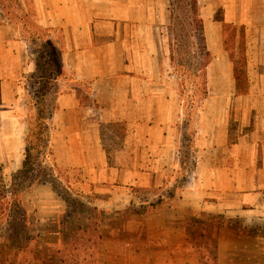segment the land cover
<instances>
[{
    "label": "crops",
    "instance_id": "crops-1",
    "mask_svg": "<svg viewBox=\"0 0 264 264\" xmlns=\"http://www.w3.org/2000/svg\"><path fill=\"white\" fill-rule=\"evenodd\" d=\"M20 1L60 50L48 61L47 178L102 215L115 261L147 249V264H200L206 248L189 226L207 225L217 264H263L264 43H245L240 89L224 26L254 25L264 40V0H199L211 59L190 114L164 33L169 0ZM23 34L0 10V178L24 168L38 114L26 84L39 65ZM43 178L20 194L40 237L58 233L70 205ZM134 209L148 214L124 219Z\"/></svg>",
    "mask_w": 264,
    "mask_h": 264
},
{
    "label": "rangeland",
    "instance_id": "rangeland-1",
    "mask_svg": "<svg viewBox=\"0 0 264 264\" xmlns=\"http://www.w3.org/2000/svg\"><path fill=\"white\" fill-rule=\"evenodd\" d=\"M256 2L258 4L260 3L259 1ZM180 17L182 22L179 23L177 20V23H174L173 28L175 33L173 35L177 33H179V35H187L185 30H179L180 24L187 26L185 14L180 13ZM171 25V18L167 19L164 33L165 37L169 38V43L170 36L172 35L170 31ZM176 27L177 29H175ZM23 35L29 41L28 44L32 48L34 58L37 59L39 65L37 75L30 77L27 81V100L28 102L30 100L32 105H35L37 101L39 105L42 101H45V103L48 104L46 114H50L51 107L57 95V89L54 82L51 81L49 73L50 65L48 61L51 58L57 60L60 55V50L55 47L54 40L49 39L48 35L45 36V33H43L44 37L41 41L38 40L40 39L39 37H35L37 39L32 38L28 33ZM260 36L259 29L254 25H235L227 34L230 48L232 49L231 52L233 51L235 54L237 63L241 64L240 70L243 69L244 63L242 62H245L246 59L245 51L243 50L245 43H264V40H261ZM254 51L255 57H258V49L256 48ZM187 55L189 54H187L186 49L183 50L181 55L177 53V57H181L184 64L191 61L190 57ZM171 69L175 72L173 67ZM203 75V72H199L196 76L194 75L188 78L189 76L185 73L182 77H179V81L184 82V92L182 95L186 100L185 106L188 114L191 112V106L196 105L197 97L202 94ZM183 79H185V81ZM194 99L195 102L193 101ZM33 155L34 158H37L35 163L32 164L34 171L31 172V170H29L21 175L16 174L14 176H8L7 178H0V264H48L45 260L48 259V254L50 252H54L56 256V260L52 264H147L148 258H145L147 249H144V255H142L141 258L136 256L135 259L131 260L128 257H124L118 258V260L115 261L114 254L116 245L108 238L105 240L103 238L106 233L108 234V230L106 227L101 226L100 219L102 215L98 216L97 212L90 205H81L80 201L76 199V196L75 198H73L74 196L69 197L71 205H67L66 210L63 212L61 225L58 227L57 234L52 232L55 226H49L47 228L48 230H46L48 234L40 237V233L38 232L39 226L35 224L33 218H28V226H26V231L23 233L22 239H20L19 242L17 241L16 245H13L7 232V218L10 206L9 197H11L12 194L19 196L22 191L28 188L37 175L44 176L51 173V170L44 165V162H41L43 156L40 155V151L35 150ZM66 189L64 184L59 186V190L62 192L66 191ZM65 194L67 195V193ZM145 214H148L147 209H134L124 214V219L139 215L143 216ZM20 216H22V214H20ZM219 222H223V219L220 218ZM231 222L234 227L240 228L243 226L240 219H234ZM201 231L204 236L202 242L198 241V234H200ZM211 232L212 229L207 225H204L202 228H195L193 225L189 226V233L191 236L193 238L197 236V244H201L206 248V250H204L203 259L201 262L199 260L200 264H217L215 243L213 240H210ZM123 235L126 237L128 236V234ZM27 238H31L32 240L27 242ZM21 241L22 246L20 245ZM120 251L125 255L127 249L123 247ZM192 261L194 262V260ZM233 262L235 264H254L252 259H248L247 261L236 259V261ZM262 263L264 264V259Z\"/></svg>",
    "mask_w": 264,
    "mask_h": 264
},
{
    "label": "trees",
    "instance_id": "trees-1",
    "mask_svg": "<svg viewBox=\"0 0 264 264\" xmlns=\"http://www.w3.org/2000/svg\"><path fill=\"white\" fill-rule=\"evenodd\" d=\"M0 10L5 16H8L11 19V22L16 26V28H18V30H20L21 32L23 31L24 33H28L30 37L43 38V33H45V36L49 35L48 31L36 24L33 20L32 15L24 10L20 0H0ZM169 11L172 21V25L170 28V31L172 33V35L170 36L171 62L174 67V71L179 77H182L183 74L186 73V75L189 76L188 78L194 75L196 76L199 72H203L204 74L205 68L211 59V55L206 48L204 23L201 17L199 0H169ZM180 13L185 14V21L187 23V26H183L180 24L179 30H185L187 32V35H179V33L173 35L175 33V30L173 28L174 23L177 20L179 21V23L182 22ZM234 26L235 25L233 24H226L224 26V43H226L228 50H231V48L227 34ZM175 29H177V27ZM184 49H186L187 54H189L187 56H189L191 59V61L185 64L181 57H177V53L181 55ZM242 63L245 62L243 61ZM240 69L241 64L236 63L237 85L240 89H242L243 87H246L247 80L244 65L243 69ZM203 76L204 79L202 85V97L207 94L205 75ZM183 80L185 81V79ZM183 84L184 82L181 81V94H183L184 92ZM193 101L195 102V99ZM33 106L37 107L38 109V114L34 117L36 125L34 127V130L32 131V134L30 135V138L28 139L27 160L25 166L20 172L16 173L17 175L24 174L29 170H31V172L34 171V167H32V164L35 163L37 158H34L33 152H35V150H38L40 151V155L43 156L46 153V149L49 145L50 125L46 117V115H48L46 114L48 104L45 103V101H42L39 105L37 101ZM51 108H53V105ZM41 162H44V159H42ZM42 181H50L59 190V185L56 183V181L48 179L47 175H44ZM64 192L67 193L68 196ZM64 192L59 190V193L64 197L66 196V200L71 205V201L69 199L70 195L68 194V192ZM9 200L10 206L7 218V232L12 244L16 245L17 241L19 242V240L22 239V235L26 231V226H28V216L22 206V199L20 195L18 196L12 194L11 197H9ZM20 214H22V216H20ZM27 239V242H30L32 240L31 238ZM21 244L22 241L20 242V245ZM55 260L56 256L54 252H50L48 254V259L45 260V262H48V264H52L53 262H55Z\"/></svg>",
    "mask_w": 264,
    "mask_h": 264
}]
</instances>
